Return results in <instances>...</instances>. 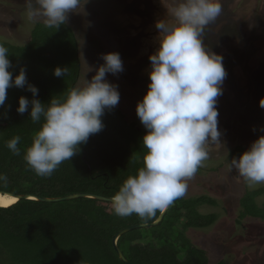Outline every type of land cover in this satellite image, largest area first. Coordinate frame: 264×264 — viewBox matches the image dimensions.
Listing matches in <instances>:
<instances>
[{
  "label": "trees",
  "instance_id": "obj_1",
  "mask_svg": "<svg viewBox=\"0 0 264 264\" xmlns=\"http://www.w3.org/2000/svg\"><path fill=\"white\" fill-rule=\"evenodd\" d=\"M232 28L226 25L220 32L226 36ZM208 38H204L205 45L215 52L218 46ZM0 44L9 50L13 77L23 68L28 83L38 89L35 98L42 103L47 104L56 96L63 97L76 86L82 60L75 31L67 22L57 29L37 22L27 43H3L0 40ZM56 67L68 68V75L55 76ZM21 96L30 101L33 99L27 86L10 87L5 106L0 107V174L7 176L6 183L0 181V190L48 197L81 191L112 196L129 175L142 167V158L147 151L142 141L147 129L129 121L115 106L105 110L101 118L103 129L81 144L78 154L64 161L50 177L36 175L23 156L40 125L31 121L30 107L23 114L17 112ZM17 135L21 138L20 155H14L5 145ZM235 148L240 149V153H233L236 157L246 150L243 144H237ZM263 193L264 186H260L244 194L238 221L246 217L264 220V200L261 203L257 200ZM74 200L22 199L9 206L0 205V241L11 255L10 260L0 255L1 263L126 264L114 248V234L132 224L152 222L160 214L157 212L155 218L147 220H141L135 214L119 217L111 207L104 206L111 205L110 202L87 197L76 199L80 201L78 203ZM206 203L215 205L216 199L201 195L190 200L183 196L170 205L158 225L124 233L118 246L129 261L139 264H209L206 250L189 241L179 228L213 224L217 214H205L198 209ZM217 264L228 263L220 260Z\"/></svg>",
  "mask_w": 264,
  "mask_h": 264
},
{
  "label": "clouds",
  "instance_id": "obj_2",
  "mask_svg": "<svg viewBox=\"0 0 264 264\" xmlns=\"http://www.w3.org/2000/svg\"><path fill=\"white\" fill-rule=\"evenodd\" d=\"M29 20L43 18L45 27L59 28L68 14L81 6V0H25ZM222 12L220 0H177L156 22L159 47L149 56L151 70L148 90L138 101L136 113L147 129L143 146L147 149L142 167L129 175L111 197L115 215L133 214L141 220L153 219L175 200L182 198L191 179L208 159L207 145L220 143L217 97L222 94L227 72L222 55L205 45L206 29ZM170 17L171 19H168ZM9 50L0 44V107L5 106L10 87L24 88L33 94L31 101L21 96L17 112L29 111L39 124L24 160L40 177L55 170L80 151L89 137L103 127L105 110L120 100L116 85L107 74L124 70L118 52L102 54L104 63L91 80L74 86L63 96L44 104L35 97L38 89L28 83L23 68L13 77ZM68 68L56 67L54 75L67 76ZM264 107V100L261 101ZM264 130V129H262ZM20 136L5 142L14 155H20ZM236 170L249 189L264 184V135L233 158L229 170ZM0 181L7 176L0 174ZM35 200V199H34Z\"/></svg>",
  "mask_w": 264,
  "mask_h": 264
},
{
  "label": "rangeland",
  "instance_id": "obj_3",
  "mask_svg": "<svg viewBox=\"0 0 264 264\" xmlns=\"http://www.w3.org/2000/svg\"><path fill=\"white\" fill-rule=\"evenodd\" d=\"M175 2L177 0H81L80 8L70 12L66 21L74 29L80 46L82 70L76 86H82L84 78L91 80L104 63L102 54L118 52L124 70L116 75L107 74L106 79L116 85L120 93L116 106L129 121H135L144 129L136 106L148 90L149 56L159 47L155 24ZM220 2V16L206 29L208 40L218 46L216 51L212 48L222 55L227 72L216 104L220 143L207 145L208 159L187 181L188 190L184 195L190 200L201 195L215 198V205L201 204L198 209L205 214H217V220L207 227L179 228L189 241L206 250L209 264L220 260L228 264H264V220L246 217L238 221L241 198L248 190L264 184L249 189L235 169L229 170L230 161L239 158L233 153H240V149L234 147L243 144L247 150L254 140L264 135V107H261L264 100V0ZM37 22L43 23V18L29 20L25 0H0V40L3 43H27ZM226 25L233 28L224 36L220 31ZM257 200L261 203L264 193ZM104 206L111 207L110 204ZM0 253L10 260V251L2 241Z\"/></svg>",
  "mask_w": 264,
  "mask_h": 264
},
{
  "label": "water",
  "instance_id": "obj_4",
  "mask_svg": "<svg viewBox=\"0 0 264 264\" xmlns=\"http://www.w3.org/2000/svg\"><path fill=\"white\" fill-rule=\"evenodd\" d=\"M1 193L3 194H10L13 196H17L18 200H22V199H35V200H39V201H44V202H59V201H63V200H72V199H77V198H94V199H98V200H102V201H106V202H110L111 201V197L112 196H106L103 194H99V193H94V192H88V191H81V192H75V193H70V194H66V195H62V196H54V197H48V196H41V195H37V194H33V193H14L8 190H0ZM111 203V202H110ZM170 207V206H169ZM169 207H167L164 212L160 213L158 215V217L152 221V222H141V223H137V224H132L130 226H126L122 229H120L118 232H116L113 236V245L114 248L118 254V256L120 257V259L125 262L126 264H139V263H134L131 262L127 259V257L125 256V254L123 253V251L121 250V248L118 246V240L119 238L126 232L131 231L135 228H147V227H153L158 225L162 219L164 218L165 214L167 213Z\"/></svg>",
  "mask_w": 264,
  "mask_h": 264
},
{
  "label": "bare ground",
  "instance_id": "obj_5",
  "mask_svg": "<svg viewBox=\"0 0 264 264\" xmlns=\"http://www.w3.org/2000/svg\"><path fill=\"white\" fill-rule=\"evenodd\" d=\"M18 200L17 196H13L10 194H3L0 192V205L1 206H9L10 204L16 202Z\"/></svg>",
  "mask_w": 264,
  "mask_h": 264
}]
</instances>
